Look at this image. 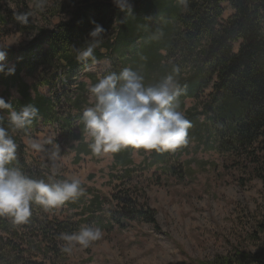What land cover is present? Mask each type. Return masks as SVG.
Segmentation results:
<instances>
[{
  "label": "trees",
  "instance_id": "trees-1",
  "mask_svg": "<svg viewBox=\"0 0 264 264\" xmlns=\"http://www.w3.org/2000/svg\"><path fill=\"white\" fill-rule=\"evenodd\" d=\"M129 2L131 13L100 0H48L44 11L35 9V0H0V36H8L12 25L32 34L17 47H1L16 71L10 76L0 73V97L17 111L29 103L39 109L32 125L9 129L17 144V159L11 166L33 179L47 180L53 164L65 155H72L75 166L88 158L100 162L103 155L92 153L81 119L83 110L94 102L88 89L126 67L141 72L146 85L172 75L180 87L174 107L190 123L187 143L175 151L138 149L140 163L135 161L134 148L112 153L109 194L82 183L83 195L59 207L46 211L33 204L24 224L0 217L4 254L0 259L6 264H29L27 254L32 253L51 264H69L70 253L62 251L64 242L58 236L82 227L112 233L150 225L160 234L157 214L149 203V184L158 175L182 183L194 180L208 165L219 168L216 162L198 159L199 153L217 154L223 166L229 164L250 181L264 182V0ZM225 4L234 14L221 24ZM29 11L33 15L27 25L15 19L17 13ZM61 16L67 20L54 24ZM92 21L105 29L102 43L94 60L78 62L76 49L91 38ZM105 59L112 66L102 76L88 71ZM208 89L212 93L202 100ZM188 100L194 102L191 107ZM0 115L8 127V110H0ZM41 128L54 132L53 142L59 145L55 161L49 158L51 144L44 142L41 155L36 156L24 142ZM55 179L66 177L58 172ZM239 181L243 186L244 180ZM251 231L226 255L201 264H264V220L254 223Z\"/></svg>",
  "mask_w": 264,
  "mask_h": 264
},
{
  "label": "rangeland",
  "instance_id": "rangeland-1",
  "mask_svg": "<svg viewBox=\"0 0 264 264\" xmlns=\"http://www.w3.org/2000/svg\"><path fill=\"white\" fill-rule=\"evenodd\" d=\"M100 1L113 3V0ZM223 8L225 13L221 24L234 14L229 4L223 5ZM62 20H67V17L61 16L53 23ZM31 38L32 34L21 33L12 25L8 36H0V48L17 47ZM238 50L239 45H236L235 52ZM111 66V60L105 59L93 64L88 71L102 76ZM211 93L212 89L206 90L201 99L206 100ZM193 104V101H187L188 107ZM53 138L54 132L41 128L25 138L24 142L31 152L40 156V151L31 149V142L37 141L43 146L44 142ZM111 155H103L100 162L88 158L78 166L72 164V155H65L56 164L57 173L66 178L77 175L85 185L109 194L106 183ZM134 158L136 163L142 161L138 149ZM197 158L216 162L219 168L213 170L208 165L198 171L194 180L182 183L158 175L149 184V203L157 214L160 234L155 233L150 225L102 232L101 238L88 248L74 247L69 264H201L229 253L232 245L249 236L254 223L264 220V182L258 179L250 181L229 164L223 166V158L217 154L199 153ZM192 168L197 170L194 166ZM239 178L244 180L243 186ZM12 252L19 257L22 255ZM3 255L0 248V256ZM27 255L29 264H51L36 253ZM0 264L6 263L0 259Z\"/></svg>",
  "mask_w": 264,
  "mask_h": 264
},
{
  "label": "clouds",
  "instance_id": "clouds-1",
  "mask_svg": "<svg viewBox=\"0 0 264 264\" xmlns=\"http://www.w3.org/2000/svg\"><path fill=\"white\" fill-rule=\"evenodd\" d=\"M121 10L131 13L129 0H113ZM48 0H35V9L44 11ZM33 13H17L15 19L29 23ZM95 28L84 46L76 49L78 62L95 59L94 52L102 43L105 29L92 21ZM15 65L7 63V54L0 48V73L14 75ZM94 102L83 110L82 121L89 147L97 156L117 153L129 147L146 151H175L187 143L190 123L182 111L176 110L174 102L180 95L178 82L172 75L156 84H145L141 72L126 67L119 73L103 76L88 89ZM0 110H8V127L0 115V217H8L15 225L26 223L32 215L31 206L41 205L44 210L59 207L69 200L83 195L82 180L77 175L63 180L55 179L57 167L53 164L51 174L45 179H33L23 171L11 166L17 159V144L9 129L24 130L39 117V109L29 103L19 111L12 102L0 97ZM53 150L50 159L55 161L59 145L49 139ZM31 149L42 150V144L32 141ZM102 236L98 227H82L78 232H62L58 240L64 242L62 251L71 253L79 246L88 248Z\"/></svg>",
  "mask_w": 264,
  "mask_h": 264
}]
</instances>
